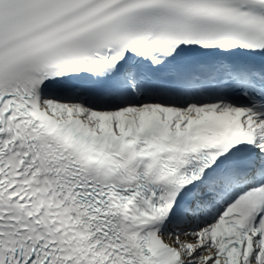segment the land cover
I'll list each match as a JSON object with an SVG mask.
<instances>
[{
  "label": "snow or ice",
  "instance_id": "1",
  "mask_svg": "<svg viewBox=\"0 0 264 264\" xmlns=\"http://www.w3.org/2000/svg\"><path fill=\"white\" fill-rule=\"evenodd\" d=\"M0 264H264V0H0Z\"/></svg>",
  "mask_w": 264,
  "mask_h": 264
}]
</instances>
